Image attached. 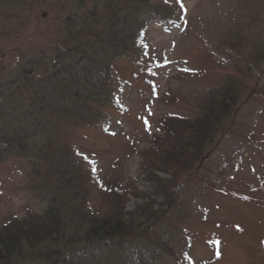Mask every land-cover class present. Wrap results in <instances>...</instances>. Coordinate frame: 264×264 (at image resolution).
Segmentation results:
<instances>
[{
  "label": "rangeland",
  "instance_id": "374dc122",
  "mask_svg": "<svg viewBox=\"0 0 264 264\" xmlns=\"http://www.w3.org/2000/svg\"><path fill=\"white\" fill-rule=\"evenodd\" d=\"M95 2L0 0L2 106L10 110L23 97L6 92L7 83L27 75L34 60L95 42L88 32ZM150 2L158 16L138 35L136 50L114 65L108 103L81 102L84 120L47 133L53 149L36 164L16 152L0 162V228L28 214H50L61 226H73L39 247L24 245L6 264H73L74 254H96L90 264H264V0ZM98 13L96 29L105 22V11ZM56 64H41L37 79ZM72 92L69 109L76 106ZM224 98L229 114L208 137L203 158L185 153L183 167L171 174L144 167L143 153L155 152V137L168 123L188 136L203 106ZM89 109L96 111L95 122L84 118ZM78 176L85 179L80 189ZM172 196L175 203L166 205ZM149 199L156 206L147 215ZM87 210L97 221L120 211L126 224L135 222L134 234L104 232L102 241L87 242L96 226L74 227Z\"/></svg>",
  "mask_w": 264,
  "mask_h": 264
},
{
  "label": "trees",
  "instance_id": "16d2710c",
  "mask_svg": "<svg viewBox=\"0 0 264 264\" xmlns=\"http://www.w3.org/2000/svg\"><path fill=\"white\" fill-rule=\"evenodd\" d=\"M114 1L96 0L92 6L88 32L90 37L93 35L96 45L92 43L87 47L75 49V51L70 50L56 58L34 60V65H29L30 68L32 66L34 68L32 67L27 75L7 83L9 89L6 92L15 90L24 93V95L21 99L12 102V106L16 104L14 107L10 103L13 97L8 98L9 106L12 107L10 110L7 106L0 104V117L2 121L5 119V125L0 126V162L16 152L21 156L30 155L33 163L36 164L39 161L37 156L53 149L50 146L49 136L54 131L60 132L61 127L84 120L80 116L83 106L81 102L85 101L96 107H103L108 103L111 97L110 83L114 65L121 58L136 50L138 35L158 16L156 6L152 7L150 0L122 1V5L116 1L114 5ZM100 9L105 11V22L103 27L100 26L101 28L96 29V26L101 22L97 21V18L101 17L98 13ZM50 61L57 63L56 66H53L54 72L47 77L37 79L35 75L36 71L39 70L38 68H42L41 64L47 63L49 65ZM74 84H76V89L74 88V92H72L73 90L69 89ZM230 85L231 83L225 86L231 90L233 86ZM63 90L67 93L63 94ZM71 92L72 98L70 97V99L76 102V106L69 109L66 107L69 102L67 95ZM226 101L229 100L224 98L222 103L218 102L214 106L205 104L204 110L198 118L188 124L190 132L188 136L185 135V130L180 125L168 123L166 129L162 130L163 135L155 137L156 153L152 149L143 153L144 163H147L144 167L148 171L154 172L155 175L156 172L171 174L175 166L183 167L185 153L195 160L203 158L202 152L205 150L208 137H213L214 129L220 124L222 116L229 114L231 105H228ZM95 112L89 109L84 113L86 122L97 120ZM47 133L50 135L46 136ZM159 140L164 141L162 146L159 145ZM155 154L156 159H154ZM146 158H148V162ZM149 158L152 162H149ZM76 174L79 175V172ZM155 178L162 180L158 175ZM75 179L76 177L73 180ZM78 179L80 181L77 185L80 189L85 183V179L82 177ZM164 189L161 187V190ZM79 198L76 195L75 199L79 200ZM151 200L153 201V199H149V202L145 203V205L150 206H147L146 210L143 209L147 215L150 212L153 213L156 206H153ZM121 203L123 206L124 201L120 200L119 204ZM174 203V196L166 200V205L170 206ZM75 207L79 213L81 206ZM47 217L53 219L48 222L45 220ZM77 218L80 219L77 220ZM77 218V225L74 226L77 229L80 225L85 226L84 224H91L97 228L94 235L93 230L90 229L86 233V241L89 243L93 241L91 239L102 241L104 232L105 237L108 235L116 237L127 230L133 234L135 231L132 227L135 222H132V225L126 224L125 216H121L120 211L103 221H97V218L90 214L89 210ZM147 219L149 217L143 220V225L138 226L136 224L139 227L137 231H140L146 223L148 224ZM58 220L56 216L50 214L41 217L28 214L24 220L13 218L9 223L2 226L0 228V264H6L9 259L12 260L17 255L20 256L21 254L14 253H20L24 245H28L29 248L39 247L48 240H55L57 234L66 235L73 230V226L69 229L65 225L61 226L60 217ZM73 256V264H90L97 259L96 254H93L92 257L85 254H74Z\"/></svg>",
  "mask_w": 264,
  "mask_h": 264
}]
</instances>
